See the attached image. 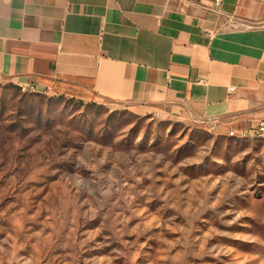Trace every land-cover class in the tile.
<instances>
[{"label":"rangeland","instance_id":"374dc122","mask_svg":"<svg viewBox=\"0 0 264 264\" xmlns=\"http://www.w3.org/2000/svg\"><path fill=\"white\" fill-rule=\"evenodd\" d=\"M0 81V264H264V137Z\"/></svg>","mask_w":264,"mask_h":264},{"label":"crops","instance_id":"0c3cea01","mask_svg":"<svg viewBox=\"0 0 264 264\" xmlns=\"http://www.w3.org/2000/svg\"><path fill=\"white\" fill-rule=\"evenodd\" d=\"M25 80L238 134L264 122V0H0V81Z\"/></svg>","mask_w":264,"mask_h":264},{"label":"built area","instance_id":"2783aa9c","mask_svg":"<svg viewBox=\"0 0 264 264\" xmlns=\"http://www.w3.org/2000/svg\"><path fill=\"white\" fill-rule=\"evenodd\" d=\"M222 3V0H216V6H220ZM17 86L21 89L22 92H28V93H41L47 91H41L38 87V84L35 81L32 80H25L21 81L17 84ZM235 89H231V91H234ZM231 135L233 136H241V137H247V138H255V137H264V122L259 123L258 125H255L248 130L242 131L240 133H234L232 132Z\"/></svg>","mask_w":264,"mask_h":264}]
</instances>
